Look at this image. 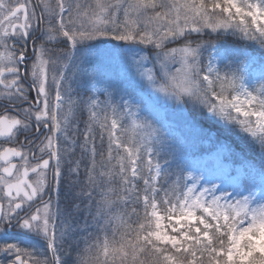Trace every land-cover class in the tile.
<instances>
[{
  "label": "snow or ice",
  "instance_id": "obj_1",
  "mask_svg": "<svg viewBox=\"0 0 264 264\" xmlns=\"http://www.w3.org/2000/svg\"><path fill=\"white\" fill-rule=\"evenodd\" d=\"M0 264H264V0H0Z\"/></svg>",
  "mask_w": 264,
  "mask_h": 264
},
{
  "label": "rangeland",
  "instance_id": "obj_2",
  "mask_svg": "<svg viewBox=\"0 0 264 264\" xmlns=\"http://www.w3.org/2000/svg\"><path fill=\"white\" fill-rule=\"evenodd\" d=\"M208 53H205V57L207 58ZM201 165L213 167V163L215 161V157L213 155L205 154L203 157L198 158ZM227 163V161H225Z\"/></svg>",
  "mask_w": 264,
  "mask_h": 264
},
{
  "label": "trees",
  "instance_id": "obj_3",
  "mask_svg": "<svg viewBox=\"0 0 264 264\" xmlns=\"http://www.w3.org/2000/svg\"><path fill=\"white\" fill-rule=\"evenodd\" d=\"M251 154H249V156H250Z\"/></svg>",
  "mask_w": 264,
  "mask_h": 264
}]
</instances>
